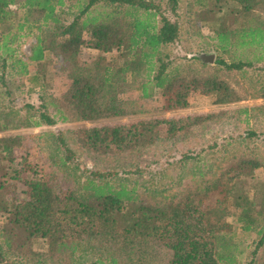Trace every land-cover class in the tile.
<instances>
[{
    "label": "trees",
    "instance_id": "1",
    "mask_svg": "<svg viewBox=\"0 0 264 264\" xmlns=\"http://www.w3.org/2000/svg\"><path fill=\"white\" fill-rule=\"evenodd\" d=\"M183 1L0 0V82L5 87L8 74L25 78L29 93L44 89L46 68L55 59L70 83L53 106L57 119L69 123L134 114L121 98L134 87L146 98L150 88L161 90L166 112L188 108L192 97L210 106L264 101V82H250L253 92L246 97L239 82H229L232 73L264 70V0H188L187 18L181 20ZM68 8L74 11L71 20ZM184 21L213 49L212 64L199 56L175 64L162 54L179 43ZM31 38L26 55L22 47ZM84 49L97 54L83 60ZM44 109L21 122L12 108L0 106V264H77L82 250L93 257L87 264H242L235 240L251 235L254 250L247 264H255L264 247V176L255 172H264V162L228 153L230 142L250 140L253 133L209 145L213 164L166 187L150 184L161 178L160 171L147 182L139 180L149 168L147 159H156L164 147L172 156L180 142L218 123L211 122L216 116L83 128L78 139L95 168L84 170L82 182L74 184L65 174L49 180L37 147L25 141L37 137L2 135L54 126L55 116ZM250 111L264 117V103L240 110L245 116ZM201 151L178 150L168 166L182 170L199 161ZM65 153L75 158L71 150ZM131 174L137 178L130 187L120 175Z\"/></svg>",
    "mask_w": 264,
    "mask_h": 264
},
{
    "label": "rangeland",
    "instance_id": "2",
    "mask_svg": "<svg viewBox=\"0 0 264 264\" xmlns=\"http://www.w3.org/2000/svg\"><path fill=\"white\" fill-rule=\"evenodd\" d=\"M188 0H184L180 5L179 13L181 15V20H185L187 17ZM74 11L70 8L67 9V18L71 20ZM196 30L187 24L185 21L182 25L181 37L177 45H171L162 50V54L168 55L171 59H176L175 64L181 63V58L188 57L192 58L194 56L200 55H214L212 48L209 47L207 42L203 39H199L196 34ZM202 36V35H201ZM34 42L31 38L26 44L23 45L22 51L28 55L29 45ZM96 51L90 49H84L81 53V58L83 60L91 59L96 56ZM215 58V55H214ZM260 66V65H259ZM264 67V65H261ZM259 68V67H258ZM246 74L244 76L240 73H232V80H229L235 86L236 80L240 83L239 91L243 96H248L250 91V82H264V70H258L254 68L246 69ZM46 73L49 76V82L47 81L48 87L44 89H37L33 92H28V83L25 78L20 76L11 77L8 74L5 75L4 80L6 86L0 82V106L6 108H12L17 116L18 120L23 122L24 120H29L35 118L40 107H44L48 115L54 117L56 123L54 126H41L38 128H24L14 131H9L3 133L2 135H27L35 136V138H29L25 141H30V146H36L37 149L34 152L35 156L41 160L44 164L47 174L53 177L60 178L62 174L68 175L74 184H80L86 174L83 173L84 170L90 171L94 169V165L89 157L86 155L85 151L79 142V137L77 132L83 128H89L93 126H103V125H113V124H132L142 121L150 120H165L170 118H180L184 116H195L204 114H213L215 117L211 122V126L208 128L206 133H196L197 137H194L189 141H182L178 144L176 151L172 156L166 154L167 148H160L155 152V157H149V168L143 173L140 181H148V175L154 174V177L161 175L158 180L154 179L150 184L152 186H157V184H163L166 187L169 185H175L178 183L179 178L185 174L195 171V169H205L206 165L213 164L210 152L206 151L209 145L214 142L221 144L223 139L238 138L242 134L253 133L252 139H247L246 141H240L236 143L230 142L232 147H228L229 155L235 151L239 154L247 155L250 157H258L264 162V117H256V112L250 111L247 116H245L240 110L243 108H251L257 105H261L264 101L255 99H244L243 101L225 106H210L207 104L205 99L201 97H192L190 100V106L186 109H181L178 111H168L164 110L165 99L162 95V91L159 89L150 88V96L148 98L143 97L141 90L137 87L130 88L121 95L122 100L129 101L131 110L134 114L127 117L114 120H102L95 123L87 122H61L57 119L55 115V104L59 97L67 90L70 80L68 78V73L66 70L61 68L58 61L53 60L52 65L46 68ZM228 80V79H227ZM256 85V84H254ZM258 88V87H256ZM9 92L7 95L5 92ZM243 97V98H245ZM29 107L35 110L29 109ZM18 111V112H17ZM34 116V117H33ZM30 118V119H28ZM64 144V146H63ZM69 149L75 154V158L69 157L66 159L65 150ZM189 149L192 154L199 153L201 151L200 159L197 162H191L190 165L185 166L182 170L178 168L177 165H171L173 168H169V164L174 163L178 159V150ZM38 151V152H37ZM217 151V148L213 150ZM22 151H18V155ZM218 156V154H216ZM219 156H227L225 153H220ZM31 160L35 159L31 157ZM197 160V159H195ZM158 163H155V162ZM213 162V163H212ZM142 164V163H141ZM169 165V166H168ZM102 164L98 168H101ZM142 168L143 164L141 165ZM165 170H168L165 172ZM160 171L159 174L155 172ZM197 172V170L195 171ZM258 177L264 176L263 169H258L255 172ZM125 178L128 186H132L134 180L137 178L136 175H120ZM184 182V180H182ZM13 196L8 194V199ZM0 214V222H1ZM237 233L238 229L234 225ZM255 236L251 235L249 237L244 236L243 240H235L236 244L242 250L241 262L242 264H247L251 259V252L254 250L253 240ZM83 251V250H82ZM80 251L76 256L77 264H87L93 258L92 255L87 251ZM255 264H260L264 259V247L259 250L255 257ZM24 263V262H23ZM28 264H31L28 262Z\"/></svg>",
    "mask_w": 264,
    "mask_h": 264
},
{
    "label": "water",
    "instance_id": "3",
    "mask_svg": "<svg viewBox=\"0 0 264 264\" xmlns=\"http://www.w3.org/2000/svg\"><path fill=\"white\" fill-rule=\"evenodd\" d=\"M200 59L206 63L212 64L214 62V55H200Z\"/></svg>",
    "mask_w": 264,
    "mask_h": 264
}]
</instances>
